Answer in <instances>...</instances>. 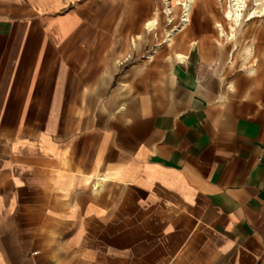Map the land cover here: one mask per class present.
I'll return each mask as SVG.
<instances>
[{
  "label": "crops",
  "instance_id": "0c3cea01",
  "mask_svg": "<svg viewBox=\"0 0 264 264\" xmlns=\"http://www.w3.org/2000/svg\"><path fill=\"white\" fill-rule=\"evenodd\" d=\"M202 6L148 53L153 0H0V264H264V26Z\"/></svg>",
  "mask_w": 264,
  "mask_h": 264
},
{
  "label": "bare ground",
  "instance_id": "6f19581e",
  "mask_svg": "<svg viewBox=\"0 0 264 264\" xmlns=\"http://www.w3.org/2000/svg\"><path fill=\"white\" fill-rule=\"evenodd\" d=\"M196 1L197 0H176V5H181L183 8V13L181 15V22L178 25H173L171 29L167 30L166 32L167 38L165 40L166 44L172 45L176 34L183 31L190 23L191 14ZM249 1L251 0H229L228 9L225 11V16H224L230 25L229 31L226 30L223 23L221 22L217 23L219 35L222 38H225L226 43H233L232 45L234 46V50H238L239 48L238 39H240L239 34L244 23H246L249 20H253L257 17L264 16V0H253V5L251 6L249 5ZM171 2L172 0H164V3L167 5L166 11L169 14L168 17L172 24L174 19L172 15L173 6ZM160 21H161L160 13L156 14L154 18L149 19V21L145 24V33H149V34L156 33ZM158 48L155 49V51H157ZM253 48H254L253 45H248L243 50V54H245L246 59H250L253 56ZM151 57H154L153 53L150 54V58ZM185 58L186 55L183 53L175 54V60H185ZM229 63L232 65L234 64V60L232 57L229 59ZM243 65L245 66V64Z\"/></svg>",
  "mask_w": 264,
  "mask_h": 264
},
{
  "label": "rangeland",
  "instance_id": "374dc122",
  "mask_svg": "<svg viewBox=\"0 0 264 264\" xmlns=\"http://www.w3.org/2000/svg\"><path fill=\"white\" fill-rule=\"evenodd\" d=\"M38 4H44L46 3L47 5H54L57 4L59 2L65 1V0H36ZM202 1V8H203V13L206 14V16L210 13L211 17L216 21V28H217V23L221 22L223 23L224 27L226 28L227 31L230 30V25L228 23V21L226 20L225 16V11L228 9V4H229V0H201ZM154 5H155V9L158 10L160 12L161 15V21L160 24L158 25V29L156 31V33L158 34L157 39L152 38V42H147V44H145V51H147L148 53H151L153 51V49L156 47V45L158 43H162L165 37V32L166 30H169L173 27V25H178L181 22V15L183 13V8L181 5H176V0H172V6H173V10H172V15H173V23L170 25L168 22V12L166 11L167 5L164 3V0H153ZM199 3L200 0L196 1L195 6L193 8L192 14H191V19H195V18H199ZM208 3V8L209 11L206 7ZM249 5H253V0L249 1ZM170 21V20H169ZM191 21V20H190ZM253 25L254 30L255 29H261L264 26V16L262 17H257L253 20H249L246 23H244L240 34H239V38L238 39V50H235L234 53H237L239 55L243 54V50L245 49L246 46L248 45H253V56L256 54V52L259 50V42L255 41V42H248L246 40V36L248 34H252L253 31H251L250 27ZM257 26V27H256ZM218 28L216 30V38H218L220 40V43H226L225 38H220L219 37V32ZM251 31V33H250ZM188 33V29L185 30L184 32L178 33L175 39V43L172 47L167 48V45L163 44L162 46L164 47L163 50H169L170 52L177 50L181 45V39L184 35H186ZM150 37H152V35H150ZM255 43V44H254ZM228 50L231 49V46L233 47L234 50V46L232 45L233 43H228ZM241 45V47H240ZM241 48V49H240ZM238 51V52H237ZM233 54H231V57L233 58ZM252 56V57H253ZM251 57V58H252ZM230 59V58H229ZM234 60V59H233ZM232 65V64H231Z\"/></svg>",
  "mask_w": 264,
  "mask_h": 264
},
{
  "label": "built area",
  "instance_id": "2783aa9c",
  "mask_svg": "<svg viewBox=\"0 0 264 264\" xmlns=\"http://www.w3.org/2000/svg\"><path fill=\"white\" fill-rule=\"evenodd\" d=\"M169 22V24H171V22L170 21H168Z\"/></svg>",
  "mask_w": 264,
  "mask_h": 264
}]
</instances>
